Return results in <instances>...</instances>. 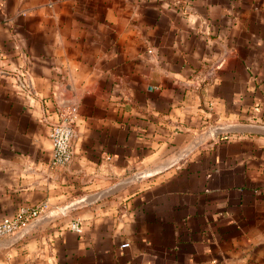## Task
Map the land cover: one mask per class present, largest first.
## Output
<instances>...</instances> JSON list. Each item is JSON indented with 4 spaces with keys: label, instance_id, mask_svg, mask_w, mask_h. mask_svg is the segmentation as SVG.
<instances>
[{
    "label": "crops",
    "instance_id": "obj_1",
    "mask_svg": "<svg viewBox=\"0 0 264 264\" xmlns=\"http://www.w3.org/2000/svg\"><path fill=\"white\" fill-rule=\"evenodd\" d=\"M21 207L0 264H264V0H0V219Z\"/></svg>",
    "mask_w": 264,
    "mask_h": 264
},
{
    "label": "built area",
    "instance_id": "obj_2",
    "mask_svg": "<svg viewBox=\"0 0 264 264\" xmlns=\"http://www.w3.org/2000/svg\"><path fill=\"white\" fill-rule=\"evenodd\" d=\"M75 113L76 107L63 110L51 127L52 163L55 165H66L73 158L72 142L76 136ZM40 211L39 207H21L14 215L0 219V238L18 233L23 224L39 215ZM71 228L81 231L78 221H74Z\"/></svg>",
    "mask_w": 264,
    "mask_h": 264
},
{
    "label": "water",
    "instance_id": "obj_3",
    "mask_svg": "<svg viewBox=\"0 0 264 264\" xmlns=\"http://www.w3.org/2000/svg\"><path fill=\"white\" fill-rule=\"evenodd\" d=\"M21 230V229H20ZM20 232V231H19Z\"/></svg>",
    "mask_w": 264,
    "mask_h": 264
}]
</instances>
